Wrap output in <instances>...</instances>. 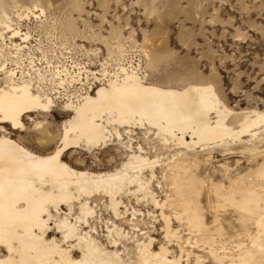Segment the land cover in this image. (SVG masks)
<instances>
[{
    "label": "bare ground",
    "instance_id": "1",
    "mask_svg": "<svg viewBox=\"0 0 264 264\" xmlns=\"http://www.w3.org/2000/svg\"><path fill=\"white\" fill-rule=\"evenodd\" d=\"M12 16L0 8V97L20 125L0 118V264H264V111L233 113L209 84L149 83L120 48L108 56L113 70L38 67L30 27L19 23L41 25L43 9ZM54 35L65 45L67 36ZM56 108L66 118L50 151L34 153L1 127L21 132L23 118ZM46 130L39 142L47 145ZM108 146L123 157L111 170L65 161ZM216 152L245 163L221 164ZM219 208L231 218L221 219Z\"/></svg>",
    "mask_w": 264,
    "mask_h": 264
},
{
    "label": "rangeland",
    "instance_id": "2",
    "mask_svg": "<svg viewBox=\"0 0 264 264\" xmlns=\"http://www.w3.org/2000/svg\"><path fill=\"white\" fill-rule=\"evenodd\" d=\"M35 4L44 11L42 24L33 18L19 24L23 31L24 26L30 27L28 44L38 67L61 61L92 71L106 63L103 68L113 70L116 61L108 56L120 48L126 54L125 63L139 64L141 76L149 83L176 88L187 83L209 84L222 105L233 113L264 111V0H0V8L13 21L12 15ZM70 21L72 30L67 28ZM54 32L68 37L65 45L61 46ZM35 48H41L43 54ZM0 50L5 55L6 48L0 46ZM65 118L66 113L56 108L45 117L23 118L21 132L1 127L5 135L40 153L53 148ZM35 122L43 125L34 127ZM44 129L53 137L47 145L39 142ZM116 148L108 146L90 154L76 151L65 161L77 169L111 170L123 158ZM213 156L228 166L236 160L245 163L241 156L217 152ZM231 212L230 208H219L217 214L227 219ZM222 225L226 226L225 221Z\"/></svg>",
    "mask_w": 264,
    "mask_h": 264
},
{
    "label": "snow or ice",
    "instance_id": "3",
    "mask_svg": "<svg viewBox=\"0 0 264 264\" xmlns=\"http://www.w3.org/2000/svg\"><path fill=\"white\" fill-rule=\"evenodd\" d=\"M4 104H5L4 98L0 97V112L5 113L0 118H4V119H9L10 118L13 121V126L14 127L20 126V125H17V123H16V118H15L16 112L11 107V104L9 103V107L7 109H5ZM259 174L262 175V176H264V165L261 166V169H260ZM261 195L264 196V192H262ZM24 203H28V201L25 200ZM247 203L249 205H251L253 203V200L251 198V194L249 195V198L247 200ZM15 204H20V201H15ZM2 212H3V205L0 204V213H2ZM262 220H264V217H262ZM4 241H5L4 233H3V231H0V243H4ZM10 264H11V262H10Z\"/></svg>",
    "mask_w": 264,
    "mask_h": 264
},
{
    "label": "built area",
    "instance_id": "4",
    "mask_svg": "<svg viewBox=\"0 0 264 264\" xmlns=\"http://www.w3.org/2000/svg\"><path fill=\"white\" fill-rule=\"evenodd\" d=\"M39 88H42V86L38 87V89H39Z\"/></svg>",
    "mask_w": 264,
    "mask_h": 264
}]
</instances>
